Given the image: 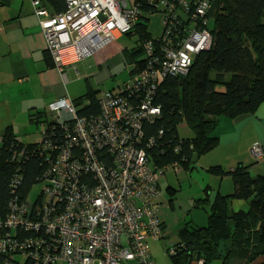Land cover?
<instances>
[{"label":"built area","instance_id":"obj_1","mask_svg":"<svg viewBox=\"0 0 264 264\" xmlns=\"http://www.w3.org/2000/svg\"><path fill=\"white\" fill-rule=\"evenodd\" d=\"M146 3L165 11L166 29L158 46L161 60L147 41L146 69L112 90H101L98 115H77L68 96L47 105L58 123L57 132L44 131L38 147L47 156L48 170L33 197L20 204L11 201L0 221V231L10 227L42 231L22 245L35 264H121L131 259L152 264L147 238L164 236L154 202L158 176L168 168L177 172L178 167L176 163L152 167L142 147L143 123H152L161 113L153 104L158 80L185 74L191 54L207 50L212 38L199 26L205 23L207 0L198 1L191 13L185 0ZM38 4L32 0L46 51L63 76L65 66L88 58L127 32L140 8L126 0H65V10L51 15ZM181 19L187 28L182 25V37L174 39L171 32ZM146 142L153 145V136ZM252 153L260 157L259 143ZM8 244L4 234L0 250Z\"/></svg>","mask_w":264,"mask_h":264},{"label":"trees","instance_id":"obj_2","mask_svg":"<svg viewBox=\"0 0 264 264\" xmlns=\"http://www.w3.org/2000/svg\"><path fill=\"white\" fill-rule=\"evenodd\" d=\"M126 1L130 6L140 5L137 19L124 33L134 39V44L121 48L124 64H131L128 71L130 79L147 67V59L150 58L144 49L147 41L153 43L155 53H158L156 56L161 60L159 38L166 29V22L163 8H155L146 0ZM169 1L177 3V0ZM185 1L191 13L201 0ZM38 2L37 7L46 8L51 15L64 11L66 7L65 0ZM207 3L205 23L199 26L210 33V47L191 54V64L185 74H168L156 83L153 104L159 106L161 113L152 123H143L146 139L142 145L153 168L176 163L178 169L191 170L200 156L217 146L218 126L222 118L254 114L264 102V0H207ZM158 10L164 13L163 28L159 36L152 37L147 28L148 14ZM209 19L213 23L211 28L208 27ZM177 24L179 27L171 32L174 39L182 37L179 28L183 25L185 29L188 25L185 20L183 24L182 19ZM101 90L104 89L90 88L71 99L77 115L100 114ZM30 120L44 124L37 142H23L9 129L0 136V221L9 203L24 202L48 170L47 156L38 147H41L44 131L49 135L52 131L57 132L58 123L47 107L31 115ZM181 122L192 130L191 136L178 135L177 126ZM159 131H162L161 135ZM152 136L154 144L145 145ZM261 157L262 154L260 157L254 155L256 160ZM250 165L238 163L232 170L219 165L208 169L219 176L230 175L234 189L229 194L215 195L206 225L196 226L186 221L177 229L178 239L165 251L172 264H188L192 259L201 260V264L214 259L223 262L233 259L241 264H250L264 255V173L252 174ZM205 192L208 193V187ZM158 194L159 190L155 198ZM234 200L246 201L247 208L233 210L230 203ZM157 216L164 232L159 211ZM41 232L21 227L2 229L0 237L7 235L10 244L0 250V264H35L22 245L29 238L39 237ZM165 235L164 232L163 237ZM149 239L158 240L149 237L148 244ZM149 256L153 264L150 246ZM258 264H264V260Z\"/></svg>","mask_w":264,"mask_h":264},{"label":"crops","instance_id":"obj_3","mask_svg":"<svg viewBox=\"0 0 264 264\" xmlns=\"http://www.w3.org/2000/svg\"><path fill=\"white\" fill-rule=\"evenodd\" d=\"M120 36L122 35H119L118 38ZM110 43L104 45L85 59H89L87 62L84 60V64L88 69H94L88 72L90 74L88 76H92L91 81L87 79L84 81V92L90 88L100 89L98 84L110 86L112 79L109 78L110 81L107 80L108 76H110L112 70L124 63L121 49L112 48L105 50ZM79 62L80 60L76 63ZM75 64L64 67L65 76L54 66L45 48V39L34 14L32 0H3L0 4V136L9 129L18 139L26 142L30 135L36 132L37 126L44 125L31 122V115L45 110L48 103L63 96L75 99L77 94H74L71 88L67 87L69 80L66 76L68 70L73 71ZM94 66H97V68ZM78 69L77 67L74 69V74H77ZM82 75H84L83 71ZM70 80L78 82L83 79L78 73L77 77ZM78 89L79 94L81 93L80 95H82L84 93L80 92L82 88ZM218 129L217 146L208 154L206 153L208 157L199 158L195 163L200 172L211 174L203 188L205 195L194 192L191 193L190 197H184V200L181 201L184 212H191L192 208H197L204 202L209 204L210 207L211 202L214 200L212 196L213 190L217 191L216 194H229L233 191L234 183L230 175L219 176L211 173L208 171L211 166L219 165L225 170H232L238 163L251 164L250 172L252 174L264 173V102L254 114L233 119L222 118ZM254 143H259L262 148L263 157L259 160L254 158L251 150ZM200 172L198 171V173ZM188 173L191 175L193 170ZM206 187H208V193L205 192ZM166 192L170 197L166 201V205L172 207L175 205L174 198L177 195V188L169 184ZM230 206L233 210L246 209L247 202L234 200L231 201ZM161 222L165 232L166 228L163 219H161ZM206 223L207 220L204 225ZM177 229L168 233L169 235H174L176 240L178 239ZM151 241L156 242V240L149 239V242ZM150 254L153 264H172L166 254L162 257L155 247L153 252L150 251ZM200 261L192 259L188 264H200ZM252 263L253 261L250 264ZM121 264L139 263L136 260H128L123 261ZM203 264L241 263L233 259L228 262L214 259Z\"/></svg>","mask_w":264,"mask_h":264},{"label":"rangeland","instance_id":"obj_4","mask_svg":"<svg viewBox=\"0 0 264 264\" xmlns=\"http://www.w3.org/2000/svg\"><path fill=\"white\" fill-rule=\"evenodd\" d=\"M148 15H149V18H148L147 28L149 32L151 33L152 37H157L162 32L164 13L158 10V11H153L152 13ZM212 25L213 23L209 19L208 27L211 28ZM110 42L111 43L105 48V50L112 49V48H117L118 50H120L123 46L132 47L134 44V39L128 38L123 34L119 38L117 37ZM85 59L80 60L79 63L75 64V68L76 67L79 68L78 69L79 71L77 72V74H74L73 72L74 69H72L73 71L68 70L66 73V76L68 77V80H69L67 87L69 89L71 88L74 94H77L75 97L81 94V93L79 94L78 88L80 87L82 88V90L80 91L82 93L85 91V82H84L85 79H87L88 81H91L92 79V76L91 77L88 76L90 75L88 72L91 69L92 70L94 69L87 68V66L84 64ZM88 60H85V62H87ZM94 67L97 68V66H94ZM130 67H131V64L121 63L120 66L112 70L110 76H108L107 78V80L109 81H110L109 78L112 79L110 82L112 84L110 86L106 84H98V88L108 89V88L115 86L116 84H120L123 81L127 80L129 76L128 71ZM82 71L84 72V75H82ZM78 73L82 77L83 80L78 81V82L76 80L71 81L70 79L77 77ZM83 83H84V88H83ZM70 94L71 96H73L72 93ZM43 127L44 125L37 126L36 132L30 135L28 141L26 142H37L39 140V131ZM177 131H178V135L181 137H188L192 135V130L187 126L185 122L179 123V125L177 126ZM206 157H208V155L204 154L200 156L199 158H206ZM191 170H193V173L190 175L188 173L190 170H185L184 168L179 167L178 172H175L173 169H169L165 172L164 175L158 176L160 189H159V194L154 199V201L158 202L157 204H158V209H159V216L161 219H163L165 223V228H166L165 234L166 235L164 238L156 240V242H153V241L149 242V246H150L151 252H153V248L155 247L157 251H159V253L162 255V257L165 256L164 254L166 251V247L176 241V237H174V235L173 236L169 235L168 234L169 232H171L174 229L176 230L181 224L185 223L188 220L191 221V219H192L191 221L192 224L201 225V226H204V223L207 220L209 204H207L206 202L202 203L197 208H192V211L188 213L184 212V208L181 206V201L184 200V197L186 196L190 197L191 193L196 192L197 194L205 195V193L203 192V188L205 187V183L208 182L209 177H211L210 176L211 174H207L206 172H200L196 164H194V167ZM198 171L200 173H198ZM212 180L215 181L214 179ZM169 184H172V186H175L177 188V195L174 198L175 205H173L172 207H168L166 205V201H168V199L170 198L168 193L166 192V188ZM36 189H37V185H35L32 188L28 197L30 198L33 197V195L36 192ZM216 192H217L216 190L212 191L213 199L215 197ZM263 258H264V255L257 257L253 261L252 264L259 263L261 260H264Z\"/></svg>","mask_w":264,"mask_h":264}]
</instances>
